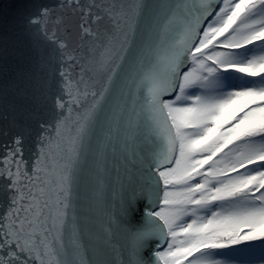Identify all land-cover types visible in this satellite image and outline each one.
I'll return each instance as SVG.
<instances>
[{
    "label": "snow or ice",
    "instance_id": "1",
    "mask_svg": "<svg viewBox=\"0 0 264 264\" xmlns=\"http://www.w3.org/2000/svg\"><path fill=\"white\" fill-rule=\"evenodd\" d=\"M0 264H264V0L0 16Z\"/></svg>",
    "mask_w": 264,
    "mask_h": 264
},
{
    "label": "water",
    "instance_id": "2",
    "mask_svg": "<svg viewBox=\"0 0 264 264\" xmlns=\"http://www.w3.org/2000/svg\"><path fill=\"white\" fill-rule=\"evenodd\" d=\"M22 0H0V16L13 12Z\"/></svg>",
    "mask_w": 264,
    "mask_h": 264
}]
</instances>
